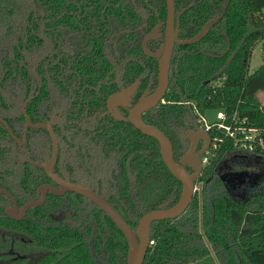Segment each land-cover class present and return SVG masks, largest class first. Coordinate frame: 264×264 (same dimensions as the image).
<instances>
[{
    "label": "trees",
    "instance_id": "16d2710c",
    "mask_svg": "<svg viewBox=\"0 0 264 264\" xmlns=\"http://www.w3.org/2000/svg\"><path fill=\"white\" fill-rule=\"evenodd\" d=\"M228 1L224 16L203 39L175 46L163 101L143 115L146 123L169 137L175 160L185 151L178 128L189 119L195 121L194 108L203 113L205 108L225 107V123L236 113L256 129L254 150L244 152L264 164V106L256 97L264 90V62L248 72L253 47L264 38V0H174L176 11L190 5L180 17L179 37H192ZM158 16L165 19V0H0V116L21 135L15 125L24 117L14 115V97L20 95L24 101L32 96L26 106L32 122H44L56 110L59 123L55 129L75 126L83 113L103 111L112 91L140 75V90L151 73L155 87L158 63L145 55L141 41ZM108 51L113 52V75H109ZM96 122L113 125V132L102 134L100 140L102 146L113 142L110 201L136 229L145 213L161 204L164 208L174 205L182 185L163 163L156 139L129 121L98 116ZM209 134L220 140L195 182L200 184L199 191L182 215L150 224L152 243L143 264H264V188L245 197L235 196L219 179L218 170L224 158L231 159L243 150L234 147L224 129ZM2 142L0 153L12 151L9 144L14 141L0 123ZM74 144L71 140L70 147ZM31 166L24 164L21 185L33 191L42 180L31 177ZM5 200L0 195V201ZM95 207L101 224L95 231V251L106 264H126L128 244L123 233ZM0 225L20 235L12 236L16 241L33 242L44 250L38 262L23 264H96L79 231L46 228L35 224L29 214L21 221L5 214L0 216ZM0 264L16 262L0 255Z\"/></svg>",
    "mask_w": 264,
    "mask_h": 264
},
{
    "label": "flooded vegetation",
    "instance_id": "af4514ba",
    "mask_svg": "<svg viewBox=\"0 0 264 264\" xmlns=\"http://www.w3.org/2000/svg\"><path fill=\"white\" fill-rule=\"evenodd\" d=\"M165 20L166 16L164 20H162L158 16V21L153 25L154 27L159 21L164 22V24L160 28V33L162 37L155 41H150L148 43V48L151 51H155L163 43L165 32ZM179 36L180 26L178 38L184 39ZM176 45L177 44H175V46ZM175 46L173 48V53ZM107 53L109 61L112 65V69L109 72V75H113V52L108 51ZM146 68L147 67H145V69ZM142 77L143 75H140L138 77L140 79V83L135 94L132 97V105L140 98V96L146 91V89H148V91H153L156 88V86L153 87L154 74L151 73L149 76V81L140 90L142 84ZM110 81L113 84V77ZM126 86H122L120 87V89ZM112 93L113 91L109 95H111ZM29 97H27L24 101H22L20 95L14 97L15 103L17 104V110L14 111V115L22 114V104ZM107 98L104 103L105 109L103 111H95L92 114L83 113L79 121H74L76 123L75 126H56L55 129L54 125L59 123V117L57 115L56 110H53L49 115L48 119L44 122H51L53 131L58 140V153L57 159L53 165V172L67 182L78 184L94 191L101 197L105 198L113 206V201H110V199L113 197V142H110V144L106 146H102L100 143V140L104 137L102 134H106L107 132H113V125L101 126L100 122H98L99 124L96 122L98 116H110L113 120V108H111V110L107 109ZM118 109L122 115L127 116V109L123 107H119ZM143 115L144 113L142 114V118ZM0 117L3 118L2 116ZM24 124L25 119L22 123H20L19 121L15 125L16 130L21 133V135L15 134L19 138L20 142L15 141L10 136L14 141V144H9L12 151L0 153V156H4L3 159L2 157H0V189H5L13 195L16 201L18 213L20 212L22 206L25 203L32 200L41 199V193L37 191V188L40 185L48 184L53 186L56 190H60L59 185L46 174L45 170L42 167L38 165L43 163L45 160L49 159L51 156L52 146L48 131L43 128H28L25 142L21 143L24 140ZM30 129L34 131H30ZM199 129L204 128L203 125L197 122V118L195 119V121L189 119L185 123V126L178 128L180 137L183 139L185 145L184 153L187 151L190 145V131ZM71 140L75 143L73 147H70ZM3 145H5L4 142L0 143V150ZM202 145L203 143L200 142L197 150H199ZM234 157L242 159L238 163H235L233 161H230L228 157L224 158L218 170V176L223 172L246 171L247 173L244 174V176L241 178V183L236 182L235 180L231 184L224 182L228 189L235 196L238 197H245L254 190L263 189L264 164L261 162V160L254 158L252 155L244 151L238 152L236 155H234ZM26 162L32 165L30 167L31 177H33L34 179L42 180V182H40L33 191L25 189L21 185L22 175H24L26 172V167H24V164ZM186 168L188 170L190 169L189 166H186ZM189 171H191V169ZM248 174H252V176H248ZM197 191H199V189H197ZM0 195H5L7 197V200L3 202L0 201V216L4 217L6 214V216L10 217L6 211L7 208L13 206L12 200L4 193H1ZM45 204L48 205L44 206ZM95 206L96 205L89 199L75 192L65 191L62 194H54L50 191V189H47L45 200L43 203L36 207H29L26 210L25 214L18 220H15L12 217L10 218L15 221H21L29 214V217L35 220V224H40L41 226H44L46 228H68L79 231L83 236V241L89 244V249L93 254V258L95 259L96 264H101L100 259L96 257V253L98 252L95 251V231L98 230L101 226V224L98 223L96 220V216L98 217L100 213L98 212V210H96ZM2 212H4L5 214H2ZM0 234L2 236L11 235L10 240L14 241V237L21 238L20 235H18L17 233L9 231L7 232V230H5L1 225ZM4 240L5 239L1 238V241ZM17 243H19V249H21L23 253L11 255L12 250H10L9 252H7L8 254L3 253L1 255V258H4V260L15 261L16 264H23L22 262H26V260L27 262H38V259L40 257L45 256L44 250L36 243H25L23 241H17ZM0 247H2V245H0ZM26 248H29L32 251L26 253Z\"/></svg>",
    "mask_w": 264,
    "mask_h": 264
},
{
    "label": "water",
    "instance_id": "95a60500",
    "mask_svg": "<svg viewBox=\"0 0 264 264\" xmlns=\"http://www.w3.org/2000/svg\"><path fill=\"white\" fill-rule=\"evenodd\" d=\"M165 2L166 20L163 43L155 51H151L148 48V43L150 41H155L162 37L160 33V28L164 24L163 21H159L150 30V32H148L143 37L141 42V46L145 55L156 58L158 62L156 88L153 91H148V89H146V91L140 96V98L132 105V97L135 94L140 83V79L138 78L128 86L123 87L120 90L115 91L111 95H109L106 101V106L108 110H111V108H113L112 115L115 120L129 121L142 134L148 135L157 140V142L159 143L160 155L163 160V163L165 164L169 172L176 179H178L182 185L181 193L177 202L167 208H164L165 204H161L159 206V209L145 213L140 217L136 229H133V227L126 222V220L115 209V207L112 206L105 198L101 197L100 195L86 187L63 180L61 177H59L53 172V165L57 159L58 153V140L53 131L51 122L33 123L31 121L26 112V103L32 98L29 97L22 104V114L25 119V124L23 134L24 140L21 143L25 142L28 128H43L48 131L52 146L51 156L49 159L45 160L43 163L38 165L42 167L45 170L46 174L59 185L60 190H56L53 186L48 184L40 185L37 188V191L41 193V199L32 200L25 203L22 206L20 212L18 213L16 201L13 195L5 189H0V194L4 193L12 200L13 206L7 208L6 211L10 217L14 218L15 220H18L25 214L26 210L29 207H36L43 203L45 200L47 189H50V191L54 194H62L65 191L75 192L86 197L96 206L102 209V211L111 218V220L123 233L128 244L126 264H143L148 247L150 245V224L153 221L157 220L177 218L182 215L187 209L196 191L195 182L201 175L203 169V165L201 163V156L204 154V152L208 149L210 145V134L205 129L191 130L190 145L187 151L181 154L179 159L175 160L172 143L169 137L158 127L146 123L142 118V114L155 107L160 101L163 100L166 94L169 85V77L172 74L170 64L175 44L191 45L203 39L207 35L211 27L224 16L229 1L224 5L221 12L215 15L214 17L208 19L196 34H194L192 37L185 39L178 38L180 17L183 12L190 7V5L184 7L179 11H176L174 0H165ZM229 62L230 61H228V63ZM228 63L225 65V67L228 65ZM38 87V90L40 91V84H38ZM119 107L127 109V116H124L120 113L118 109ZM219 112H226V108H205L203 110V117L206 119L209 125L220 123L221 119L217 116ZM0 123L4 125L8 134L15 141L20 142L19 138L12 131L10 125L1 117ZM200 142H202L203 145L199 150H197ZM186 166H189L191 171H189ZM246 173V171L223 172L219 175V179L229 184L233 183L234 180L236 182L241 183V178ZM248 176H252V174H248Z\"/></svg>",
    "mask_w": 264,
    "mask_h": 264
},
{
    "label": "built area",
    "instance_id": "2783aa9c",
    "mask_svg": "<svg viewBox=\"0 0 264 264\" xmlns=\"http://www.w3.org/2000/svg\"><path fill=\"white\" fill-rule=\"evenodd\" d=\"M194 112L195 114H197V122L203 125V128L208 132L210 130L218 131L219 129H224L226 136H228L233 140L234 147L236 149L249 151V152H252L254 150L253 140L255 138L256 129L247 126L245 118L238 119L236 113H233L229 117L230 121L228 123H225L224 121L228 119L227 118L228 116L226 114L227 110H226V112L224 113L219 112L217 114V116L221 119L220 123L209 125L206 119L203 117V113H199L195 108H194ZM219 140L220 138L217 135L211 137V142L208 149L201 156L202 165L207 163L209 156L212 155L214 150L217 149ZM195 188L196 190L198 189L196 185ZM150 243H152V241H150Z\"/></svg>",
    "mask_w": 264,
    "mask_h": 264
},
{
    "label": "rangeland",
    "instance_id": "374dc122",
    "mask_svg": "<svg viewBox=\"0 0 264 264\" xmlns=\"http://www.w3.org/2000/svg\"><path fill=\"white\" fill-rule=\"evenodd\" d=\"M264 62V38L258 40L252 50L250 59H249V65H248V72L252 73L254 72L262 63ZM115 64V63H114ZM35 64H33L34 66ZM117 65V64H115ZM120 67L117 65V68ZM19 97V96H18ZM256 97L258 98L259 102L261 103V105L264 106V90H259L256 93ZM242 158H238V157H232L230 159V161H233L235 163H238ZM196 186L198 187V189H200V184H196ZM197 191V190H196ZM195 191V192H196ZM201 229V228H200ZM1 238L5 239L4 241H1ZM0 245H2V247H0V255H2L3 253H7L10 250L11 251V255H17L18 253H23V251H21V249H19V243H17V241L15 240H10V238L7 237V235L2 236L0 234ZM27 247V246H26ZM30 248V247H29ZM26 248L25 252L29 253L32 250ZM24 252V253H25ZM8 254V253H7ZM18 257V256H17ZM96 257L98 259H100L101 264H106L105 261L103 260V257L101 256V254L99 255L98 253H96Z\"/></svg>",
    "mask_w": 264,
    "mask_h": 264
}]
</instances>
